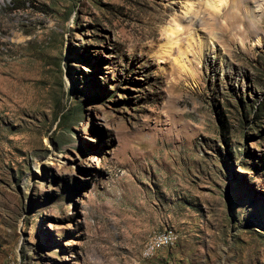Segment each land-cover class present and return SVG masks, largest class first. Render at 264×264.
Segmentation results:
<instances>
[{
    "label": "rangeland",
    "instance_id": "374dc122",
    "mask_svg": "<svg viewBox=\"0 0 264 264\" xmlns=\"http://www.w3.org/2000/svg\"><path fill=\"white\" fill-rule=\"evenodd\" d=\"M204 1L0 0V264H264V0Z\"/></svg>",
    "mask_w": 264,
    "mask_h": 264
},
{
    "label": "bare ground",
    "instance_id": "6f19581e",
    "mask_svg": "<svg viewBox=\"0 0 264 264\" xmlns=\"http://www.w3.org/2000/svg\"><path fill=\"white\" fill-rule=\"evenodd\" d=\"M236 1L237 0H205L204 4L206 5V7L210 8L214 13H220L226 7L232 5V3ZM188 7L189 8H187V12L188 10L192 9L193 5L190 4ZM167 30H168L170 37L166 41L159 42V51L165 55H168L169 52L172 51L171 47H173L172 45H174L176 42L174 40V37L178 36V33L182 30V27H181V24L179 23H176V25L174 26L169 24V26L167 27ZM174 60L178 61V58H175Z\"/></svg>",
    "mask_w": 264,
    "mask_h": 264
},
{
    "label": "built area",
    "instance_id": "2783aa9c",
    "mask_svg": "<svg viewBox=\"0 0 264 264\" xmlns=\"http://www.w3.org/2000/svg\"><path fill=\"white\" fill-rule=\"evenodd\" d=\"M153 241L154 243H169L171 241V235L168 232H163L161 234H157Z\"/></svg>",
    "mask_w": 264,
    "mask_h": 264
}]
</instances>
